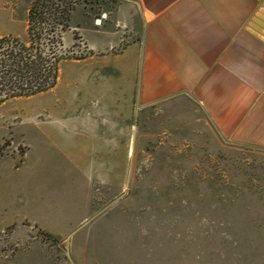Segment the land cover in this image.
Listing matches in <instances>:
<instances>
[{"label": "rangeland", "instance_id": "rangeland-1", "mask_svg": "<svg viewBox=\"0 0 264 264\" xmlns=\"http://www.w3.org/2000/svg\"><path fill=\"white\" fill-rule=\"evenodd\" d=\"M33 2L0 0V36L28 39ZM116 2L51 0L75 8L65 48L86 57L80 32ZM102 115L123 121L115 152L66 132ZM0 158V264H264V148L227 141L193 101L136 109L70 57L53 89L0 105Z\"/></svg>", "mask_w": 264, "mask_h": 264}, {"label": "crops", "instance_id": "crops-1", "mask_svg": "<svg viewBox=\"0 0 264 264\" xmlns=\"http://www.w3.org/2000/svg\"><path fill=\"white\" fill-rule=\"evenodd\" d=\"M98 19L99 29L80 32L89 54L76 59L90 76L100 69L115 79L124 101L139 110L193 101L227 141L264 148V0H117ZM66 132L115 152L123 121L102 115L73 121ZM24 137L19 170L31 155ZM59 147L73 161V147Z\"/></svg>", "mask_w": 264, "mask_h": 264}, {"label": "trees", "instance_id": "trees-1", "mask_svg": "<svg viewBox=\"0 0 264 264\" xmlns=\"http://www.w3.org/2000/svg\"><path fill=\"white\" fill-rule=\"evenodd\" d=\"M50 1L32 3L27 40L13 35L0 36V105L10 99L53 89L59 80L60 63L70 57L84 58L64 45L75 8L58 4L53 9Z\"/></svg>", "mask_w": 264, "mask_h": 264}, {"label": "water", "instance_id": "water-1", "mask_svg": "<svg viewBox=\"0 0 264 264\" xmlns=\"http://www.w3.org/2000/svg\"><path fill=\"white\" fill-rule=\"evenodd\" d=\"M101 21V19H98V22H100Z\"/></svg>", "mask_w": 264, "mask_h": 264}]
</instances>
